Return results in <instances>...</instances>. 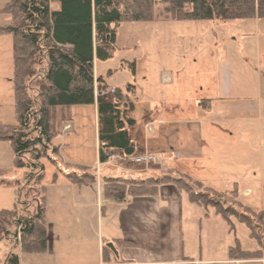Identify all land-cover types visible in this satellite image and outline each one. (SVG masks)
Segmentation results:
<instances>
[{"label":"rangeland","instance_id":"obj_1","mask_svg":"<svg viewBox=\"0 0 264 264\" xmlns=\"http://www.w3.org/2000/svg\"><path fill=\"white\" fill-rule=\"evenodd\" d=\"M8 2L0 0V28L10 22V17L3 13ZM52 9L56 10L58 6L52 5ZM116 38L113 57L107 61L96 59L94 69L103 86L122 90L135 104L132 117L136 125L129 128L133 141L141 146L156 141L161 135L176 144L180 138L185 141V147H175L181 157L174 161L181 162L186 173L217 192L233 191L236 185L240 195L250 189L252 195L240 197L241 204L251 212H263L264 20L176 21L165 5L156 0L150 21L122 22L116 26ZM13 45L10 34H0V132L5 126L17 123L12 85ZM99 87L97 83L96 89ZM130 87L134 90L129 93ZM70 117L73 126L65 124ZM208 122L217 125L215 132L218 135H212ZM151 123L155 124L154 134L147 131V125ZM50 128L56 135L55 146L60 149L57 171L60 168L64 173L76 170L78 166H96L98 115L95 106L53 107ZM211 135L221 141L213 143ZM52 149L51 146L46 152L38 147L43 156L39 162L34 160L38 152L27 157L30 162L45 168L48 249L44 254H25L21 252L20 244L4 240L0 242V264H7L12 254L19 255L22 264H77L93 259L95 255V238L92 236L85 244L86 249L79 248L81 243L76 241L75 232L70 235L71 239L65 238L69 235L63 228V218H67L63 214L78 219L71 207L76 201H83V194L72 190L74 187H70V182V186H64L62 176L53 182L56 168L47 157L56 158ZM139 153L134 158L144 153L165 158L152 165L137 164L132 157L125 162L115 159L109 163V160L103 173L125 164L134 171L163 168L165 161L172 157L170 152ZM109 154L115 156L117 151ZM187 155L193 156L186 158ZM4 161L0 154V169L5 172L15 170L21 179L24 170L16 168L15 155L12 163L3 164ZM235 163L243 169L232 168ZM97 165L103 166L101 162ZM96 169L98 172V167ZM190 185L194 186L191 182ZM41 195L31 193L26 198L35 202L31 211L36 212V199ZM103 200L101 198L100 203ZM16 204L13 190L0 188V211L14 209ZM26 208L19 216L26 215L29 209ZM191 208L196 214L192 221L190 215L187 217L185 242L187 252L197 261L227 264L223 261H230L229 249L236 246V240L243 250H258L246 225L233 220L235 228L231 231L213 207ZM93 226L96 231V222ZM89 233L91 235V230ZM237 263L264 264V260Z\"/></svg>","mask_w":264,"mask_h":264},{"label":"trees","instance_id":"obj_2","mask_svg":"<svg viewBox=\"0 0 264 264\" xmlns=\"http://www.w3.org/2000/svg\"><path fill=\"white\" fill-rule=\"evenodd\" d=\"M157 1L165 5L166 11L176 21L264 20V0ZM155 2L9 0L7 3L3 13L10 17V22L0 28V34L7 33L13 37L12 85L17 123L3 128L0 142L10 144L16 168L26 170L27 174L24 180L10 182L5 178L6 173L0 170V187H13L20 191L15 208L0 211V242L14 241V244H20L21 252L25 254H44L48 249L45 168L36 163L43 159L38 147L46 152L51 146L53 148L52 154L56 158L47 157L56 168L52 176L54 183L60 176L77 186H89L97 181L89 167L78 166L76 170L64 173L60 168L57 171L60 149L55 146L56 135L50 128L51 108L96 105L100 162L105 164L108 161L109 151L135 156L137 145L129 134V128L136 125L132 117L135 104L129 94L119 89L115 90L112 100L96 96L97 83L100 84L99 89L107 87L96 79L94 61L111 59L116 49V26L122 22L150 21ZM55 4L58 6L56 10L52 9ZM133 90L134 87H130L128 92ZM33 154H36V162L27 158ZM165 184L175 185L200 208L213 207L231 231L235 228L233 220L247 226L249 237L258 244V250H243L236 240V246L229 249L230 261L264 260V211L254 213L244 208L237 185L233 191L217 192L188 177L107 178L103 193L104 198L115 201H123L127 197H154L159 186ZM31 193H42L41 198L36 199V212L31 211L35 202L26 199ZM24 207L29 209L21 217L19 212L24 211ZM118 245L135 246L122 240ZM103 260L105 264L122 263L107 247L104 248ZM7 264H20L19 256L10 255Z\"/></svg>","mask_w":264,"mask_h":264},{"label":"crops","instance_id":"obj_3","mask_svg":"<svg viewBox=\"0 0 264 264\" xmlns=\"http://www.w3.org/2000/svg\"><path fill=\"white\" fill-rule=\"evenodd\" d=\"M95 107L97 108L96 105ZM163 117L164 114L160 118L162 123ZM71 119L70 117L65 124L71 125ZM208 124L212 127V135L218 131L215 128L217 127L216 124L213 122H208ZM159 133L162 134L161 130H159ZM212 135L211 140L213 143L214 141L216 143L221 141V139L214 138ZM177 139V143L175 144L173 140L160 135L156 141H150L141 146L136 143L137 152L135 155L140 154L139 152H170L172 157L165 161L163 168L134 171L126 168L125 164L120 167H112L114 170L103 173V168H107L109 165L103 164L101 168L98 167L97 164L100 163L98 144L97 164L94 168H91L97 177L96 183L89 186L77 187L73 184H70V186L69 181L62 176L64 186L74 187L72 190L75 189L76 193L83 194V201H76L71 207L73 208L71 209L72 213L78 219L74 220L73 215L68 216L66 213L63 214L67 216L66 219L63 218V228L65 233L69 235V237L66 236L65 238L71 239L70 235L72 232H75L76 241L81 243L79 246L80 249H86L85 244L88 243L91 236L95 238L93 247L95 255L93 259L83 260L77 264H105L103 260L104 248L111 243L115 245L119 253L121 264H203L201 263L202 261H197L194 257H191L192 255L187 252L185 242V224L188 222L187 217L189 218L190 215V220H193V215L196 213H194L191 207L196 205L191 203L187 194L178 190L175 185L165 184L159 186L158 194L154 197H127L123 201L104 198L103 186L107 178L147 180L176 174L177 176L183 175L193 181L201 182L195 179L192 174L186 173V169H184L181 162L174 161V159L181 157V154L175 147H185V141L180 140V138ZM10 147L9 143L0 142V151H2L0 154H2V158L5 160L3 164H7L8 161L12 163L14 160V154ZM113 152L116 151H109V153ZM192 156L187 155L186 158H191ZM234 167L240 168L241 166L235 163V165H232V168ZM241 169L243 168L241 167ZM1 171L5 172V170ZM112 172H115V174ZM5 173L6 180L10 182L23 180L27 174L26 170H24L22 178L20 179L18 177L20 176L19 172L15 170L10 172L6 171ZM208 187L211 188L210 186ZM7 188L13 190L17 200L18 188ZM248 195H252L250 189L241 193L240 197L242 198ZM101 198L102 200L104 199L102 203H100ZM63 208L68 209L70 207ZM94 222H96V231H94ZM90 230L91 235L89 233ZM121 240L132 242L135 246H119L118 242ZM223 262L227 264H238L233 261ZM20 264L22 263L20 262Z\"/></svg>","mask_w":264,"mask_h":264},{"label":"built area","instance_id":"obj_4","mask_svg":"<svg viewBox=\"0 0 264 264\" xmlns=\"http://www.w3.org/2000/svg\"><path fill=\"white\" fill-rule=\"evenodd\" d=\"M114 95H115V90H113V89H96V96L97 97L105 98L107 100H112ZM147 131L150 134H154L155 124L154 123L148 124L147 125ZM164 158L165 157H162V156L144 153L137 158L132 157V160L137 164L152 165V164H156L157 162H160ZM115 159L120 160V162H125L126 160L131 159V157H127L120 152H117V155L115 154V156L113 154H109V159H108V161L110 160L109 163H113V161H115ZM98 167H99V165H98Z\"/></svg>","mask_w":264,"mask_h":264},{"label":"water","instance_id":"obj_5","mask_svg":"<svg viewBox=\"0 0 264 264\" xmlns=\"http://www.w3.org/2000/svg\"><path fill=\"white\" fill-rule=\"evenodd\" d=\"M107 248H109L114 254H115V256L117 257V258H119V253H118V251L116 250V248H115V246H114V244H108L107 245Z\"/></svg>","mask_w":264,"mask_h":264}]
</instances>
